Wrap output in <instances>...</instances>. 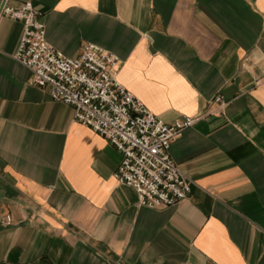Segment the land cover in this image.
I'll use <instances>...</instances> for the list:
<instances>
[{"label": "crops", "instance_id": "0c3cea01", "mask_svg": "<svg viewBox=\"0 0 264 264\" xmlns=\"http://www.w3.org/2000/svg\"><path fill=\"white\" fill-rule=\"evenodd\" d=\"M24 1L53 48L95 43L163 121L197 117L169 150L191 187L139 205L119 151L33 82L22 24L0 15V264H264V0H6Z\"/></svg>", "mask_w": 264, "mask_h": 264}, {"label": "built area", "instance_id": "2783aa9c", "mask_svg": "<svg viewBox=\"0 0 264 264\" xmlns=\"http://www.w3.org/2000/svg\"><path fill=\"white\" fill-rule=\"evenodd\" d=\"M0 15L22 24L15 58L31 71L33 82L48 87L53 101L73 109L74 121L119 151L121 160L114 177L136 191L139 205L168 206L188 196L191 180L180 171L169 150L197 117L163 121L118 81L117 56L95 43L83 44L74 57L53 48L46 40L41 14L31 1L13 6L0 0ZM5 223H10L9 216Z\"/></svg>", "mask_w": 264, "mask_h": 264}]
</instances>
